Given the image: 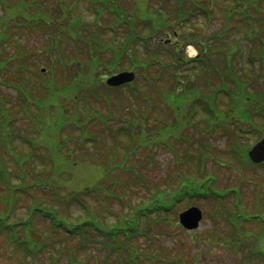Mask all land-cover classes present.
Here are the masks:
<instances>
[{
	"label": "rangeland",
	"instance_id": "obj_1",
	"mask_svg": "<svg viewBox=\"0 0 264 264\" xmlns=\"http://www.w3.org/2000/svg\"><path fill=\"white\" fill-rule=\"evenodd\" d=\"M191 1L193 5L190 12L193 13V16L198 15V19L194 20L190 17V21H186L183 26L178 28L175 37L172 36L170 32H168L170 36H166L165 34L162 35L161 33L164 29L156 32L158 34V39L173 43L172 45L175 48L176 54V51H180L183 48V44L185 43L184 39L187 38L186 36L188 34H190L194 42L196 40L208 42L207 39L214 33L222 34L221 31L224 29L223 23L224 21L226 23L228 21L225 19L227 16L233 15L229 10V3L227 6L224 0H214L215 3H213L212 0ZM195 1L199 2V4ZM98 4L100 3L95 0H0V31L4 29L9 36L14 38V44L6 43L7 51L3 46H0V58L2 59L16 53V44H19L22 50H24H21V53H25L29 58L27 61L31 65L28 64V68L34 65L37 70L40 69L41 74L40 78L33 82L34 86L26 85L23 87L22 92H19V90L10 85L0 84V127L2 128L0 132V142L9 138L12 129L15 128V131H13V133H15V144L12 145V148L15 152L21 154L20 161L23 160L20 166H16L14 160L16 157L5 153L7 147L4 144V146L0 145V162L1 158L5 159L4 164L8 167V172L12 176H10L11 184L22 186L25 183L28 185L16 191L14 195V204L12 203L8 206L5 205L3 199H12V197L6 188L0 186V216H6V207H12L13 210L10 212L9 218L7 219H9V221H22L29 215L31 204L33 206L32 202L35 199L38 200L37 202L40 203V206L45 204L46 202L44 201L51 199L50 191L52 190L48 185H44L45 180H47L45 182L46 184L50 182L53 185L54 183V187L58 189V196H56L57 200L65 201V198H71L69 201L67 200L70 205L68 206L69 210L64 211L62 214L68 212L69 221L72 224L76 221L81 222L82 220L91 222L92 216L97 213L108 222L107 227H109L113 225V223L115 224L116 218L124 216L125 212H130L135 204H141L144 195L148 196L150 192H155L156 187L171 188L169 192H173L172 194L176 196L178 190L181 188L178 186L181 182L183 183L184 180L188 181L195 178L199 183L204 184L205 189H208L206 197L195 199L186 197L174 207L171 213L167 214L169 220L166 219L168 221L162 223L160 228L155 227L156 230L165 234L163 241L158 243L144 237H137L130 243H127V246L129 247L130 245V248L135 249L139 248L147 255H158L159 261L157 264H174L173 262L175 259L176 261L184 259L186 264H264V256L259 254L244 256L243 254L246 252L245 249L232 250V248H238L240 244H244L251 252L264 250V168L254 167L245 162H241L230 153L231 145L234 141H237L236 145H233L232 148L235 147V149H237V146H239L238 148L240 149L237 150L238 155H246L250 146L258 141L262 134H264V120H255L256 129H250V132L244 129L245 133L242 136L238 135V128L235 129V126H229L234 132L228 131L229 135L235 134L234 136L224 135L223 132H216L214 136L208 135L206 131V116L202 113L201 104L197 105L198 108L195 114L190 113L188 106L185 105L180 107L181 112L179 114L175 113L173 107L161 108L158 107V105L154 107L149 106V112L147 109L143 108L148 105L143 104V102L137 103L131 100L127 88H123L121 91L108 89L105 78L109 74L104 71L106 68L105 66L91 68L83 64L73 69L72 67H74V64L60 60L58 66L54 67V65L50 64V61L57 60L55 56L52 55L53 59L50 61L43 60L42 57H40V54H38L39 51L42 50L43 47L48 48L47 46L50 45L47 39V37L50 38V36L46 30L45 35H43L41 31L34 27V23L39 22L44 15L43 10L52 15L53 18H57L58 12L63 11L62 7L67 6L69 12L74 11L72 18L66 22V30L70 34L76 36L77 33L81 35L85 33L82 31L84 26L92 31L93 29L96 30L97 26L93 25V22L98 16L97 13L94 14L95 10H92L91 6L95 5L97 7L99 6ZM163 4L168 9L174 7L173 0H163ZM144 5L145 4L139 0H129L125 6H122V10L116 14L117 19L123 16L125 20H129L137 26L144 25L145 23L150 24V22L140 21V25L134 20V18L139 17V14H143L141 8ZM200 5L204 7L201 11H197ZM21 6L23 8L22 10H20ZM16 7L22 12L21 14H19ZM226 8L230 14L227 12ZM138 9H140L141 12L139 11L137 16H134V12ZM13 10H15V12ZM203 10L211 11L207 13ZM22 14L25 15V20L21 18ZM200 14L203 18L200 17ZM103 16H106L105 13H103ZM117 19L113 18V20H110L113 21V23H111V25L113 24L112 31L120 33L122 28L116 25ZM79 21H81L83 26L81 28L78 27L80 23L75 24V22ZM23 22L27 23L26 27L23 25ZM231 22L234 21L230 19L227 25L229 26ZM166 23H169V25L172 24L169 21ZM4 24H6L5 28L3 27ZM143 29H148V31L141 33V30L133 28L130 31L127 30L126 33L136 34L135 42L138 43L141 42V36H147L151 32L155 37L153 29L144 27ZM246 29L247 27L243 26V24L240 25L235 23L232 28L227 30L229 31L227 41L231 43L236 42L237 46L241 48L239 55L233 57L230 55L228 58L230 62H235L237 72L242 71L241 75L249 74L247 65L244 66V62L247 61L246 49L243 47L245 46L244 33ZM257 30L259 31V26H254L253 31L256 32ZM50 32L51 30H49V33ZM156 38L157 37L153 39ZM116 39L120 40V37L116 36ZM144 39V41L149 40L145 37ZM256 40L259 42V39ZM223 41L224 43L227 42L225 40ZM156 42L157 39L153 40L152 45L155 46L157 44ZM213 43H211V49L217 50L218 44ZM189 46H191L192 49H188ZM230 46L232 47V44ZM254 46H257L256 42L253 47ZM194 49L196 50L192 43L185 45V54L193 57L195 55ZM213 54L216 55L215 53ZM82 63L85 62L82 61ZM222 63L218 66L222 69V73L225 75L226 80L223 79L219 84L218 79L212 75L211 78H209L210 81H208V85L203 81H199L197 85L206 89L212 85H219L223 88L222 91L226 90V92H228L226 89V86L230 85V83H228L229 79L226 77L228 76V71L225 69V66L223 68ZM52 66L54 67L52 69L53 72L57 73L56 77H54V85L43 87L41 90L38 87V83L42 78L44 79L46 75H49L48 69ZM17 67L18 66L14 67L12 63L10 64V68L7 70L6 74L8 79H10L11 76L20 79L22 74L17 70ZM62 70L64 73H62ZM199 72L200 69L198 68L191 71L193 77ZM256 73L255 76H260L258 72ZM43 74L45 76H43ZM248 78H250V76ZM260 78L256 80L254 78V80L261 81ZM163 82L164 83L161 84L160 87L171 92L172 87L170 81L166 79ZM158 86L145 90L149 95L150 104L152 101H154L155 104L159 101L158 96L155 95V92L160 89ZM98 87L100 90L96 92L95 88ZM254 87H256V85H254ZM179 88L181 89V85H179ZM254 89L257 90V87ZM214 90H216V88H213V91ZM207 92L208 91L204 94L207 95ZM230 92H234L237 95L235 86H231ZM220 95V92L216 90L214 94L215 107L217 106L216 101L220 99ZM230 95H232V93H230ZM129 100L133 102L131 103L132 106L139 108L141 114H146L145 117H147V113H150L148 115L150 119H160V121L164 122L159 123L165 124V128L163 129L160 128L159 124H152L151 122V126L154 125L151 128L152 130L160 128V130L157 131L160 137L156 142L149 141L146 145H141L140 142L145 139V134H142L140 137L137 133L138 140L134 142L132 137H129L126 133L112 131V129L119 127L123 119H130L129 107L131 105L127 103ZM7 101H9L8 104ZM236 101L238 102V100ZM22 104L32 106L29 108L30 114L38 116L40 111L38 110V112L36 109L42 107L43 109L50 110L54 117L58 116L64 120V123L66 122L65 124H67V127L64 129L63 135L65 134V137H70L69 139L72 140V142L69 147L74 148L76 151L72 152L68 148H65V146H62V148L58 150V153L64 155L65 152L69 155L66 157L67 160H65L71 164L68 166L69 171H55V169H49L51 165L47 159L48 157L54 159L53 153H55V150L53 149L52 151L46 152L42 142H40V145H37L39 147L33 150V152H36L35 169L31 168L30 161H27L29 159H26L23 154L32 152V150L28 152L27 147H25L21 140H18V137L23 133H27L29 137H34L37 135L36 131H32L27 123H20L21 121L17 122L14 120L13 122L17 123L13 128L8 124L3 125L2 123L5 121L8 122L13 115V111L16 112ZM235 105H238L239 108L243 106L242 103H236ZM74 111L76 114L70 117ZM89 112L91 113L92 122H89V118L86 119L87 121L84 119ZM98 115L99 118H97ZM188 115L192 118L190 119L191 121H189L191 125L185 121V117ZM100 116L103 117L101 118ZM107 116H109L111 120L109 125L102 120L104 119L106 121ZM172 120L174 121L172 122ZM137 125H142L141 121H139ZM248 127H250V125H248ZM58 134L59 133L53 130H49L48 133H42L41 138L46 139L48 143L53 142L55 144V141L60 139ZM239 137L242 138L240 139ZM86 138H95V142L88 143L82 148V141H85ZM63 142L61 138L58 142L59 146L62 145ZM201 142H205L208 148L211 146L210 150H199L200 147L202 149L204 148ZM55 146L56 144L53 148H55ZM147 147L149 148L147 149ZM126 149L129 151H126ZM9 150L11 152V145ZM200 151L207 153V157L198 161ZM37 153L38 155H36ZM111 160H114V162L123 160L128 166L137 167L141 175L137 173L133 177V174H130L128 175L130 179L129 183H125L124 185L120 184L117 187L119 192H123L126 195L125 197L121 196L120 199L108 198V201H105L103 197L105 194L107 195L111 189L110 180L120 175L121 179L125 180L124 175L119 174L121 172L115 169H112L111 172H109V170L108 172H104L105 168L114 166V164L108 165ZM59 162L62 163L63 160L61 161L60 159ZM45 163L47 166H45ZM20 176L25 179L24 183L20 179ZM142 176L145 179H143ZM94 183L99 184L101 188L100 191L91 193L82 191L83 188H89L93 186ZM229 189H232L233 193L224 195L222 198L217 197V195H221ZM102 191L105 194L102 193ZM211 191H214L217 195L214 196L211 194ZM51 202L54 201L52 200ZM80 202L87 204L86 208H83L82 205L79 204ZM106 203L112 212H110L109 209L106 210ZM191 205H196L203 211V219L197 232L194 233L185 230L177 224L178 213ZM129 214L134 216L132 211ZM254 215H256L257 218L249 222V218ZM34 218L37 229L35 232L37 233L36 236L39 234H43L44 236L48 235V248L45 250L52 252L55 256V260H53L55 264H76V262L72 261L66 255V249H75V256L79 264H108V261L109 264H118L116 263L114 255L108 258V261L105 260L106 255L100 248H97L96 245L91 242L93 238L92 234H87L88 244L81 249L80 236L69 239L66 235L60 233L56 235L51 231L48 218L46 221L42 218L40 213H36ZM214 219L215 222L213 221ZM140 220H142V218H140ZM151 230L153 229L151 228ZM121 241L125 242L124 240ZM61 246L65 247V252L62 254L59 251L56 252V250H62ZM13 251H15L14 246L10 244L7 234H0V264L32 263L28 260L29 258L24 261L20 253H14ZM47 251L46 253H48ZM134 259L132 264H152L149 260L140 259L139 254ZM46 263L48 262L46 261Z\"/></svg>",
	"mask_w": 264,
	"mask_h": 264
},
{
	"label": "trees",
	"instance_id": "obj_2",
	"mask_svg": "<svg viewBox=\"0 0 264 264\" xmlns=\"http://www.w3.org/2000/svg\"><path fill=\"white\" fill-rule=\"evenodd\" d=\"M95 1H98L100 3L97 7L95 5L91 6L92 10H95L94 14L97 13L98 16V18L93 22V25H96L97 28L96 30L93 29L92 31L84 26V28H82V31L86 34L84 33L82 35L80 33H77V35L75 36L73 34H70L66 30V22L71 19L74 14V11L69 12L67 10V6L62 7L63 11L58 12L57 18H53L52 15L43 10L44 15L41 17L40 21L34 23V27L41 31V34L45 35L46 30V32L50 36V38L47 37L48 43L50 44L49 46H47L48 48L43 47L42 50H40L38 53L43 60L50 61L53 59V55L57 58V60L55 61H50V64L54 65V67L58 66V63L61 60L63 62H70L71 64H74V67H72L73 69L85 64V66L91 68L105 66L106 68L104 71H106L108 74H113L122 70L134 71L136 74V78L133 82L129 83V85L125 84L123 86L115 88L107 86L108 89H112L113 91H121L123 88H127L129 90V96L131 100L137 103L143 102V104L148 105L144 106L143 108L147 109L149 112V106L154 107L155 105H158V107L161 108L173 107L175 113L179 114L181 112L180 107L182 105H185L188 106V110L190 111V113L195 114L198 108L197 105L201 104L200 106L202 107V113L206 116V131L208 135L214 136L216 132H223L224 135L234 136L235 134L229 135L228 131L234 132L229 128V126H235V129L238 128V135L242 136L245 133L244 129H246L247 132H250V129H256L255 120H264V0H224L225 4L227 3V6L229 3V10L233 14L227 16L225 20L229 21L230 19H232L236 24H243V26L247 27L244 33L245 46H243L246 49L247 55V61L244 62V66L247 65V69H249V74L247 75H241L242 71L237 72L235 62H230L228 59L230 55L233 57L235 55H239V52H241V48L237 46L236 42L231 43L227 41L229 34V31L227 30L234 26V22L229 23L230 25L228 26V21L226 23L223 20L224 29L221 31L222 34L214 33L210 38L207 39L208 42L197 40L194 42L190 37V34H188L186 36L187 38L184 39L185 43L183 44V48L180 51H176L177 54L175 53V48L172 45L173 43L158 39V34L156 33L157 31L164 29V31H162L161 33L162 35L165 34L167 36L168 32H170L171 35L175 34V37L177 35L176 31L178 30V28L183 26L186 21H190V17L194 20L199 18L198 15L193 16V13L190 12L193 5V2L191 0H173L174 7L172 9L166 8V6L163 4V0H139L140 2L145 4L141 8L143 14H139V17L134 18V20H136L140 25V21L147 23L150 22V24L145 23L141 26H137L133 22L125 20L123 16L117 19L116 14H118V12L122 10V6H125V4L129 0ZM212 2L215 3L214 0H212ZM197 3L199 4V2ZM203 7L204 6L200 5V7L197 8V11H201ZM22 9L23 8L21 6L20 10ZM17 10L19 14L22 13L18 8ZM13 11L15 12V10ZM139 11L140 9L135 11L133 15L137 16V13ZM210 11L206 12L208 13ZM103 13H105V17L103 16ZM200 17L203 18L201 14ZM21 18L24 19L25 15L22 14ZM113 18L117 19L116 25L122 28L120 33H115L114 31H112L113 24L111 25V23H113V21L110 20H113ZM165 19L172 24L169 25V23H166L167 21ZM77 23H80V26H78L79 28L83 27L81 21L75 22V24ZM23 25L26 27L27 23L23 22ZM5 26L6 24L3 25L4 28ZM254 26H259V31L257 30L256 32H254ZM143 27L153 29L155 37H157V44L155 46L152 45V42L156 39H153L155 37L153 36L151 31V33L147 36H141V42L139 43L135 42L136 34H131L128 32L126 33L127 30L130 31L133 28L141 30V33H145L146 31H148V29H143ZM48 29L51 30L50 33ZM116 36L120 37V40H117ZM144 37L149 40L144 41ZM13 39L14 38L12 36H9L8 33L4 31V29L0 31V46H3L6 51V43L14 44ZM256 39H259V42ZM223 40L227 42L224 43ZM255 42L257 46L253 47ZM190 43L195 46L198 53V55L193 58H189L185 54V45H188ZM211 43L218 44V49H211ZM231 44L232 47L230 46ZM16 45V53L2 58L3 60L0 58V84L10 85L11 87L19 90V92H22L23 87H25L26 85L34 86L33 82L37 81V79L40 78L41 74L40 69L37 70L34 65L28 68L29 63L27 60L29 58L25 53H21L22 51H24L22 50L21 46L19 44ZM213 53H215L216 55H214ZM82 61L85 63H82ZM11 63L14 67L18 66L17 70H19L22 74L20 76V79H17L18 77L15 78L14 76H11L10 79L6 77L7 70L10 68ZM221 63L223 68L225 66V69L228 71V76H226L229 79L228 83H230V85L226 86L228 92H226V90L222 91L223 88L219 85H212L211 87H207V89L197 85L199 81H203L208 85V81H210L209 78H211L212 75H214L218 79L219 84L223 79L226 80L225 75L222 73V69L220 68V66H218ZM54 67L52 66L51 68H49V75H46L44 79L42 78L41 81H39L38 87L41 90L43 87H50L51 85H54V77H56L57 75V73L53 72L52 70ZM196 68L200 69V72L198 74H195V78L193 77L191 71ZM256 72H258L260 76H255V74H257ZM62 73H64L63 70ZM43 76L45 75L43 74ZM249 76L250 78H248ZM254 78L255 80L260 78L261 81H255ZM166 79L171 83V92H168L166 91V89L160 87L161 84L164 83L163 81H165ZM8 82H10L11 84ZM179 85H181V89L179 88ZM254 85H256L257 90L254 89L256 88L254 87ZM156 86L160 87V89L155 92V95L158 96L160 102L156 98V100L158 101L157 104H155L154 101H152L150 104L149 95L145 90L148 88L151 89V87ZM231 86H235L237 95L234 92H230ZM213 88H216L217 92H220L221 94L219 96L220 99L218 98L219 100L216 101V107L214 106V94L216 90L213 91ZM95 89L96 92L100 90L99 87ZM206 91H208L207 95L204 94ZM230 93H232V95H230ZM236 100H238V102ZM8 103L9 101H7V104ZM127 103H129L128 105H131L129 107L131 115L129 117L130 119H123L119 127L116 129H112V131H116L118 133H126L129 137H132L134 142L138 140V134V136L140 137L142 136V134H145V139L140 142L141 145H146L149 141L156 142V140L160 137V134L157 131L160 130V128H165V124L159 123L164 122L160 121V119H150L148 117L150 113H147L148 115L147 117H145L146 114H141L139 108H137L136 106H132V101L129 100ZM236 103H242L243 106L239 108L238 105H235ZM31 107L32 106L22 104L16 112L13 111V115L8 120V122H2L3 125L8 124L11 128H13L17 122L21 121L20 123H27L32 131H36L37 135H35L34 137H29L27 133L20 134L21 136L18 137V140H21L25 147H27L28 152L32 150V152L23 154L26 159H29L27 161H30L29 163L31 165V168L35 169L36 152H33V150L36 147H39L37 145H40V142H42L44 144L46 152L50 150L52 151L53 149L55 150V153H53L54 159L52 157H48L47 159L46 157L47 161L51 165L49 169H55V171H69L68 166L71 164L65 161L67 160L66 157H68L69 155L65 152L64 155L58 153V150L62 148V146H65V148H68L72 152L76 151L74 150V148L69 147L70 143L72 142V140L69 139L70 137H65V134L63 135L64 129H66L67 127V124H65L66 122L64 123V120L59 118L58 116V118L54 117L50 110L43 109L42 107H38L36 109L37 111H40H38V116L30 114L29 108ZM44 112L48 114H45ZM75 114L76 112L74 111V113H72L70 117L74 116ZM100 117L102 118L103 116ZM88 118L89 122H92L90 112L87 114V116L84 117L85 120ZM97 118H99V115L97 116ZM190 119L192 118L189 115L185 117V121L188 122L189 125H191V122H189L191 121ZM14 120L17 122L14 123ZM102 120L107 123V125H109V123L111 122L109 116H107L106 121L104 119ZM139 121H141L142 125L138 126L137 124L139 123ZM173 121L174 120H172V122ZM151 122L152 124H159L160 128L155 127L156 129L152 130L151 128L154 125L151 126ZM248 125H250V127H248ZM1 130L2 128L0 127V132ZM49 130H53L54 132L59 133L58 137L60 139H57L58 141H55V148H53L55 145L53 142L48 143L46 139L41 138L42 133H48ZM13 131H15V128L11 131V136L9 137L10 139L7 138L5 141L2 140L0 142V145L4 146L5 144V146L7 147L5 153L7 155H14L16 157V159H14L16 166H20V163L23 161H20L21 154L15 152L12 148V145L15 144V133H13ZM61 138L65 143L63 142L62 145L59 146L58 142L61 140ZM239 138L241 139L242 137ZM92 142H95V138H86L85 141H82L81 146L83 148V146H86L88 143ZM201 143L202 147L204 148L202 149L200 147L199 150H210L211 146L210 148H208L205 142ZM236 143L237 141H234V143L231 145L230 153L232 155L237 157V159H239L241 162H245L254 167L264 168V163L253 165L249 162V159L245 154H240L242 157L239 156L237 152V150L240 149L238 148L239 146H237V149H235V147L232 148V146L236 145ZM10 145L11 152L9 150ZM149 147H147V149ZM126 151L129 150L126 149ZM202 151L199 152L200 156H198V161H201L203 158L207 157V153H204ZM36 155H38V153ZM211 156L214 157L213 155ZM60 159L61 161L63 160L62 163L59 162ZM4 163L5 159L1 158L0 186H3L4 188H6V190L9 191L12 199L5 198L6 201L5 199H3V201H5L6 203L14 204V195L16 191L21 190V187L23 188V186L27 184L24 183L25 179L22 176H20L21 178H19L23 181L24 185L15 186L11 184L10 178L12 176L9 174L8 167H6ZM109 164H114V166H112L111 168H105L104 172H108V170L109 172H111L112 169H115L121 172L119 174L124 175L125 180L121 179V175L110 180L111 189L108 194L106 195L102 191V193L105 194V196L103 197L105 201H108V198L120 199L121 196L125 197L126 195L123 192H119L117 187L120 184L124 185L125 183H129L130 179L128 175L133 174V177L137 173L141 175L137 167L128 166V164L123 160L119 162H114V160H111L108 165ZM45 166H47L46 163ZM143 179L145 178L143 177ZM46 181L47 180H45V182ZM45 182L44 185H48V187L52 188V190L50 191L51 199H49L48 201H44L46 203L42 205L43 207L40 206V203L37 202L38 200L35 199L32 202L33 206L31 204V208L29 210V212L32 213H29V215L26 216L22 221L8 222V216H0V234H7L10 244L14 246L15 251L13 252L20 253L24 261L25 259L29 258L28 260L32 262L31 264H55L53 262V260H55V256L52 254V252L45 250L46 248H48V235L44 236L43 234H39L38 236H36L37 233L35 232L37 229L35 226L36 222L34 218V216H36V213H40L42 218H44L46 221L47 218L49 219L48 223L51 227V231L54 234L57 235L60 233L66 235L69 239H74L76 236H80L81 249L84 248L86 244H88L87 234L89 233L93 236L91 242L95 244L97 248H100V250L106 255V261H108V258H110L112 255H114L115 260L118 264H132L131 259L133 254L130 252V250L137 256L138 251L130 248V245L128 248H126L128 241L130 243L137 237H145L147 239L161 243L165 234H162L160 231L156 230L155 227L160 228L162 223L168 221L169 219L167 214L171 213L174 207L186 197L189 199L206 197L208 190L205 189L204 184L199 183L195 178H192L188 181L184 180L183 183L181 182V184L178 185L181 188L178 190L176 196L172 194L173 192H169L171 188L156 187L155 192H150L148 196L144 195V199L141 204H135V206L131 210L134 216H131L129 214L131 211L125 212L124 216H119L118 218H116L115 224L113 223V225L107 227L108 222L104 220L100 214L97 213L92 216L91 222L82 220L81 222L76 221L72 224L69 221L68 212L62 214L64 211L69 210L68 206L70 205L68 201L71 198H65V201L57 200L56 196H58V189L54 187L55 184L53 183L52 185L50 182L46 184ZM100 190L101 188L97 183H94L93 186L89 188L85 187L82 189V191L85 193L97 192ZM52 200L54 202H51ZM79 204L82 205L83 208H86L87 204H83L82 202H80ZM107 209L112 212L106 203V210ZM9 210H12V207H10ZM140 218H142V220H140ZM151 228L153 230H151ZM121 239L129 240L127 242H123L121 241ZM64 248L65 247L61 246L62 250H56V252L59 251L62 254L65 252ZM46 251L48 253H46ZM65 253L72 261L76 262V264H79L75 256V249H66ZM46 261L48 263H46ZM176 262L178 261H176L175 259L173 263ZM19 264H23V262Z\"/></svg>",
	"mask_w": 264,
	"mask_h": 264
},
{
	"label": "water",
	"instance_id": "obj_3",
	"mask_svg": "<svg viewBox=\"0 0 264 264\" xmlns=\"http://www.w3.org/2000/svg\"><path fill=\"white\" fill-rule=\"evenodd\" d=\"M134 78V72L122 71L109 76L106 79V84L112 87H116L129 83L133 81ZM248 156L255 163L264 161V136L248 151ZM201 218V211L197 207H191L181 212L179 215L180 224L187 229H195L198 226Z\"/></svg>",
	"mask_w": 264,
	"mask_h": 264
},
{
	"label": "flooded vegetation",
	"instance_id": "obj_4",
	"mask_svg": "<svg viewBox=\"0 0 264 264\" xmlns=\"http://www.w3.org/2000/svg\"><path fill=\"white\" fill-rule=\"evenodd\" d=\"M194 232H197L196 230L195 231H192V233H194ZM230 246V245H229ZM230 247H232V246H230ZM237 249H245V253L243 254L244 256H249V254L247 253V247L245 246V247H241L240 245H239V247L238 248H232V250H237ZM242 253V252H241ZM253 253H258L259 255H261V256H264L263 254H264V250L263 251H253Z\"/></svg>",
	"mask_w": 264,
	"mask_h": 264
}]
</instances>
